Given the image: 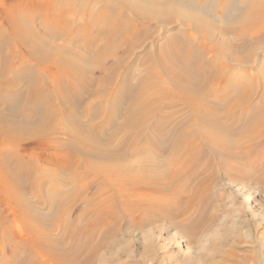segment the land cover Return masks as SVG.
Masks as SVG:
<instances>
[{
	"label": "bare ground",
	"instance_id": "6f19581e",
	"mask_svg": "<svg viewBox=\"0 0 264 264\" xmlns=\"http://www.w3.org/2000/svg\"><path fill=\"white\" fill-rule=\"evenodd\" d=\"M32 3L33 9L41 14L39 28H36L33 20L35 17L31 14ZM57 3L65 7L67 3H73V0H46L44 3L39 0H12L9 6L0 1V7H4V22L0 21V241H10L11 264H27L19 259V250L27 246V243H32L31 241L39 243V246L35 247V254L29 258L28 264H33L42 254H47L51 263L72 264L81 248L80 243L68 251L58 249L55 240L52 241L50 235L40 228L43 219L24 196V170L27 172L26 185L30 192L39 190L41 185L37 169L19 158V150L25 143L34 140L40 147L53 149L54 160L58 159L62 164L60 166L72 173L75 187L72 203L74 200L80 204L91 203L87 208L95 207V211H89L94 212L96 221H104L115 213L116 200L122 202L124 209L155 213L152 210L155 197L153 202L151 198H146L150 202L147 209H139L135 200L129 207V202L143 195L148 197L150 193L164 196L168 188L164 185L177 180L187 163L189 167L196 144L187 142L194 129L185 127L180 130V134L174 135L170 155L164 162L166 166L179 161H184V164L179 162L174 172L165 176H154L153 172L149 174L137 170L136 161L148 156L152 148L159 147L160 152L165 149L160 144L162 134L154 133L152 129L151 133H147L149 120L156 113L162 112L163 107L181 103L196 118L194 125L206 137L208 146H214L213 151L218 153L217 161L223 165L226 159L220 155H226L232 160L236 156H232L225 142L220 139L226 129L221 122L223 117L215 107L224 94H228L239 84L243 85L246 92L232 107L234 109L251 101L254 94L250 88L254 84L264 86V32H261L264 27L260 24L264 0H89L91 5L83 10L80 19L82 25L74 23V27L62 12L58 13ZM125 10L133 15V20L126 19ZM142 20L166 25L163 34L157 36L155 42L145 41L146 36L141 33L144 24L139 22ZM218 20L224 24L219 32L214 29ZM237 28L241 31L232 32V29ZM190 31L199 36L200 40ZM229 35L233 36L234 41H244V47L240 45L241 49L237 48L234 46L236 42L229 40V37L227 40L220 37ZM58 39L62 42L56 44ZM78 41L96 56L93 59L100 76L95 77L98 88L94 97L108 99V113L121 116V103L131 99L130 107L123 112V116L129 117V131L119 130L116 133L121 136L120 148L123 150L102 144L96 139V134L85 131H80L78 136L68 137L76 150L74 157L62 154L55 148L58 142L55 139L61 135V131L48 124L58 111L51 107L43 86L42 71L50 75L53 90L60 83L66 85L75 81L86 82V71L92 72V67L72 48L71 44ZM142 41L148 45L142 46L143 49L139 52L142 55L136 58ZM222 55L227 56L238 67L250 64L248 67L255 68L252 72L254 76L244 70L242 77H234L233 73L236 74V71L221 60ZM136 65L145 67L142 76L134 75ZM134 79L136 83L132 85ZM23 81H26V87L21 91L19 84ZM147 85H151V90H154L151 98L147 94ZM110 89L113 92L107 93ZM15 100H23L24 105L41 106L45 117H40V122L32 128L31 120L38 113L31 111L28 115H23L24 123H20L17 120L20 117L8 108ZM18 111L23 112L21 109ZM159 128L160 125L155 128V132ZM246 129L250 132L253 126ZM81 134L85 137H81ZM245 134L246 131L240 137ZM142 143L144 146L140 147ZM7 150L11 151L10 161L6 156ZM245 152L243 157L249 153L248 150ZM209 161H205L204 165H208ZM80 168L89 172L92 178L78 189ZM253 168L254 164L248 163L249 171ZM223 169L228 168L226 166ZM243 172L239 171L238 175ZM156 180L163 185L157 184ZM92 184L99 188L92 198H79ZM109 190L112 191L111 195L101 196ZM157 202L161 208L164 206L161 201ZM7 210L11 211V221L5 215ZM68 212L69 209L65 207L60 214L67 215ZM84 212L81 211V216H84ZM24 232L29 233L30 239L24 236ZM102 232L107 234V229ZM78 236V232L70 233L72 238ZM91 237L88 236L89 239ZM91 251L84 255H90L88 260H82L84 264L92 263L95 258V253Z\"/></svg>",
	"mask_w": 264,
	"mask_h": 264
},
{
	"label": "rangeland",
	"instance_id": "374dc122",
	"mask_svg": "<svg viewBox=\"0 0 264 264\" xmlns=\"http://www.w3.org/2000/svg\"><path fill=\"white\" fill-rule=\"evenodd\" d=\"M0 1L6 6L12 2V0ZM45 1L39 0L40 3ZM83 1L86 3L82 4ZM90 5L89 0H73V3H67L65 7L58 4L57 11L58 13L62 12L66 20L74 27V23L82 25L80 19L83 10H86ZM31 14L35 17L33 20H35L36 28H39L38 22L41 21V14L33 9V3L31 4ZM124 14L126 19L133 20V15L129 11L125 10ZM55 15L60 16V14ZM261 16L260 24L264 27V12L261 13ZM3 17L4 7L1 6V22H4ZM139 22L144 24L141 33L146 36L145 41L155 42L157 36L160 37L163 34L164 26H166L143 20ZM217 22L214 29L221 31L224 24L221 20ZM190 28L193 26L190 25ZM236 31L240 32L241 29H232V32ZM261 32H264V29H261ZM190 33L199 39V36L195 35L193 31ZM220 37L226 38L225 40L229 37V40H233L232 35ZM55 42L59 44L62 41L58 39ZM78 42H73L72 48L76 49L83 56L82 59L88 61L92 67V72L86 71L88 76L86 82L75 81L66 85L60 83L59 87L54 86L53 90L50 84V75L46 71H42L45 92L48 94L52 109L58 111L52 122L48 124V126L57 127L61 131V135L55 139L58 141L55 148L62 154L74 157L76 150L74 146H71L68 137L69 135L78 136L80 131H85L96 134V139L100 143L123 150L120 148L121 136L116 133L119 130L120 132L129 131V117L123 116V112L130 107L131 99L128 98L121 103V116L108 113V99L94 97V93L97 95L96 89L98 88L95 77L100 76L99 69L93 59L96 56L85 49L81 41ZM145 43L142 41L141 48L135 55L136 58L138 55H142L139 52L148 45ZM234 43V46L240 49L245 45V42L241 40L234 41ZM18 55L21 56L20 51H18ZM95 60L97 61V58ZM221 60L229 64V67L234 68L236 74L233 73V76L236 78L242 77L244 70H248L250 75L254 76L252 72L255 68L248 67L250 64L238 67L223 55ZM25 63L28 64L27 61ZM136 67L133 71L134 75L137 77L141 74L142 76L145 67L141 65H136ZM134 80L132 85L136 83V79ZM25 87L26 81L19 84L21 91H24ZM150 87L151 85H147L146 89L149 91L148 96L152 97L154 90H151ZM242 87L243 85L239 84L237 88L228 90V94L223 93L219 105L215 107L221 118L223 117L221 122L226 129L220 135V139L225 142V146L232 156H236L232 160L228 159L226 155H220L226 159L223 165L217 161L218 153L213 151L214 146H208L206 137L201 135L199 128L194 125L196 118L181 103L163 107L162 112L156 113L149 120L147 133H151L152 129L154 133L162 134L163 138L160 144L165 149L160 152L159 147L152 148L148 156L136 161L137 170L149 174L153 172L154 176H165L173 173L179 162L184 164V161H179L174 163L175 166H173L174 164L166 166L164 162L170 155L169 149L174 141V135L180 134V130L185 127L194 129L187 142L196 144V150L189 167L187 163L186 169L177 180L170 183V186L164 185L168 187L164 196L159 193H150L147 195L148 197L143 195L129 202V207L134 204L135 200L139 209H147L150 202L146 198H151L153 202V197H155L152 209L155 210V213L146 210L139 212V210H130V208L124 209L122 202L116 200L115 213L104 221H96L94 212L89 211H95V207L87 208V206H91V203L80 204L75 200L72 203L75 191L72 173L61 167L62 164L58 159L54 160L53 149L40 147L34 140L25 143L19 150L21 153L19 158L28 166L37 169L36 173L41 185L39 190L30 192L26 185L25 175L27 172L24 170V173L22 172L24 196L43 219L40 228L50 235L52 241L55 240L58 249L68 251L81 243L77 259L71 262L72 264H84L82 260L86 261L90 258V255L87 257L84 255L86 252L89 254L91 250V253H95V258L92 263L85 264H217V262L218 264H264V106H262L264 104V86L254 84L250 88L254 97L248 103L249 105L234 109L232 107L246 92V89ZM108 92L112 93L113 90H107ZM39 107L41 109L30 104L24 105L23 100H15L14 103L8 105V108L20 117L17 118L20 123H24V114L28 115L31 111L37 112L38 115L31 120L32 128L40 122V117H45V111L41 106ZM19 109L23 112L18 111ZM226 113L228 116L224 117ZM158 125L160 128L158 132H155ZM251 126L253 129L249 132L246 128ZM244 131H246L245 136L240 137ZM229 132L231 133L228 134ZM80 136L85 137L82 134ZM141 146L144 144L142 143ZM245 150H248L249 153L243 157L246 153ZM6 156L10 161V150L6 151ZM208 160L210 163L204 165ZM248 163L254 164L253 170L249 171ZM226 166L228 169L224 170L223 167L226 168ZM239 171H244L243 176L238 175ZM90 178L92 175L80 168L77 188L86 184ZM156 183L163 185L161 181ZM98 189L96 184H92L79 198L89 200L88 198H92L93 193ZM111 194L112 191L109 190L101 196ZM156 200L161 201L164 206L161 208ZM65 207L69 209L68 214H60ZM82 210L85 211L84 216H81ZM10 212L5 211V215L11 221ZM104 229H107V234H104L106 231L102 232ZM62 232H64L63 235H61ZM71 232H78L79 236L72 238L70 237ZM24 234L30 239L28 232H24ZM88 236L92 237L89 239ZM31 242L19 250L21 256L19 259L27 264L30 263L29 258L35 254L33 252L36 250L35 247L39 246V243ZM9 243V240L0 241V264L12 263ZM46 256L48 255L42 254V257L36 258L33 264H41V261H44L43 264H54Z\"/></svg>",
	"mask_w": 264,
	"mask_h": 264
}]
</instances>
